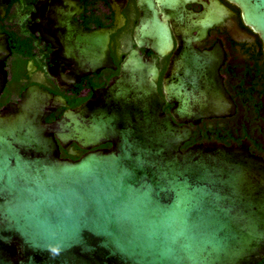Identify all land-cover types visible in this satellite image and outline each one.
Wrapping results in <instances>:
<instances>
[{"label":"water","instance_id":"95a60500","mask_svg":"<svg viewBox=\"0 0 264 264\" xmlns=\"http://www.w3.org/2000/svg\"><path fill=\"white\" fill-rule=\"evenodd\" d=\"M227 1L240 9L264 51V0ZM139 6L137 49L107 88L70 108L62 96L35 85L0 110V264L264 260V160L244 148L183 150L193 134L187 124L235 111L219 76L221 47L201 52L192 45L220 24L224 7L215 1L196 14L178 0L160 6L139 0ZM5 7L7 0H0L2 14ZM53 12L44 25L55 37L42 34V41L59 48L71 69L70 75L59 66L48 71L60 88L117 69L111 30L87 31L68 9ZM169 21L184 45L172 59L164 99L156 60L140 49L168 56L174 48ZM123 23L120 16L118 26ZM11 55L8 35L0 32V97ZM33 69L31 61L29 73ZM166 103L173 105L169 113ZM74 145L87 153L80 156ZM61 149L76 160L61 157Z\"/></svg>","mask_w":264,"mask_h":264},{"label":"flooded vegetation","instance_id":"af4514ba","mask_svg":"<svg viewBox=\"0 0 264 264\" xmlns=\"http://www.w3.org/2000/svg\"><path fill=\"white\" fill-rule=\"evenodd\" d=\"M45 1L7 0L4 14L0 10V32L7 34L8 39L10 34H15L30 43V50L19 52L24 55L19 58H16V48L10 43L12 55L6 62L8 82L0 97V110L10 103L18 102L21 94L35 85L62 96L70 108H76L88 101L96 90L107 88L120 75L121 65L128 54L137 49L135 29L143 15L139 0H52L50 5L44 4ZM162 1L154 0V3L160 6ZM178 1L184 3L186 11L196 14L204 13L215 1L224 7L225 15L220 24L211 29L203 39L192 41V45L201 52L221 47L223 59L219 76L235 105V111L228 116L203 119L196 125L187 124L193 134L183 150L194 145L244 148L253 156L264 160V51L260 37L244 25L240 9L227 0ZM56 8L68 9L74 22L84 30L104 28L112 31L110 48L116 70L103 69L100 73L84 76L68 90L59 87L58 81L51 78L48 71L59 66L64 68L65 75H70L71 69L62 62L59 48H53L42 41V34L55 37L46 31L44 22L54 14L53 10ZM120 16L124 23L119 27ZM168 24L174 41V48L168 56L158 57L150 50L140 49L143 55L156 60L159 70L156 83L164 99V87L172 59L184 45V38L175 32L173 22L169 21ZM192 36L198 37V32L194 31ZM25 59L27 61L24 65ZM31 61L34 69L29 73L28 65ZM172 107L173 105L166 103L163 109L169 113ZM60 111L62 109L58 113ZM50 117L55 119V115ZM73 147L80 156L87 153L75 145ZM110 147L107 144L101 148ZM259 264H264V260Z\"/></svg>","mask_w":264,"mask_h":264},{"label":"trees","instance_id":"16d2710c","mask_svg":"<svg viewBox=\"0 0 264 264\" xmlns=\"http://www.w3.org/2000/svg\"><path fill=\"white\" fill-rule=\"evenodd\" d=\"M11 37H10V43H12V45L16 48V51L14 52L15 53V56L16 58H19L22 56L21 53L19 52H23L25 49L26 50H30V43L25 39V38H22V37H19V36H16L15 34H10ZM11 45V46H12ZM29 55V53H27ZM24 56V55H23ZM22 56V57H23ZM28 59V58H27ZM27 59L24 60L23 64L25 65ZM76 105V104H75ZM54 120V117H50L48 119L49 122L53 121ZM61 157L63 158H71V159H74L76 160L75 157H72L70 156L67 151L61 149Z\"/></svg>","mask_w":264,"mask_h":264}]
</instances>
